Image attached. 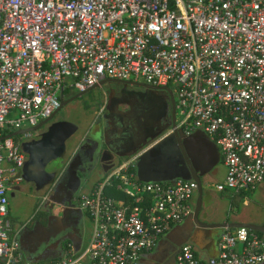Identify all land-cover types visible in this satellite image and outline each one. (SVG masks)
Masks as SVG:
<instances>
[{
  "label": "built area",
  "instance_id": "obj_1",
  "mask_svg": "<svg viewBox=\"0 0 264 264\" xmlns=\"http://www.w3.org/2000/svg\"><path fill=\"white\" fill-rule=\"evenodd\" d=\"M107 79L171 91L176 129L218 148L226 177L217 191L264 183V0H0V264H141L193 215L197 184L143 181L135 154L79 195L92 225L85 248L67 244L49 262L25 260V222L15 227L7 207L27 158L20 143L33 133L6 135L37 126L67 93ZM174 264H264V237L219 229L214 256L200 258L186 242Z\"/></svg>",
  "mask_w": 264,
  "mask_h": 264
},
{
  "label": "crops",
  "instance_id": "obj_2",
  "mask_svg": "<svg viewBox=\"0 0 264 264\" xmlns=\"http://www.w3.org/2000/svg\"><path fill=\"white\" fill-rule=\"evenodd\" d=\"M120 85V84H118ZM103 87V86H102ZM119 87V86H118ZM102 89L101 87H98V89ZM118 89H113L110 87V93H115V91H118ZM89 92V91H87ZM86 92V93H87ZM148 93L146 90H140L136 95L144 96V94ZM68 94V93H67ZM77 93L72 92L66 98L68 99L71 96L75 95ZM113 97V96H112ZM134 100L132 102L128 100V104H133ZM123 103H121L118 107L121 109V106ZM126 105V104H125ZM123 110V109H122ZM99 113V112H98ZM106 114V111H102L100 114ZM91 116V114H90ZM101 119V120H100ZM98 120L100 124V128L94 137L91 136V126L94 125V122ZM107 120V116L105 118H101V116L95 115L91 118L89 123V130L83 135L81 140L75 145V149L71 154H68V159L66 160L67 164L71 162V159L73 156L79 155V163L76 166L79 170H85L83 169L87 165H93L95 168H98L100 170H103L100 177L94 182V184L86 191L89 192L94 185L103 177L105 176L106 172L111 169L113 166H115L117 163H122L127 161L129 158L133 157L135 154H140L141 156L136 161V173L138 178L140 179H147V180H159L162 178H173L179 176L180 172H182V163H181V154L172 146L165 148V150H153L149 151L150 148L153 146L151 142L150 136H144L138 137L136 134L130 133L129 135H115V136H109V133L105 132L106 126L104 127V123ZM95 123V124H96ZM133 129L135 126L132 127ZM12 134V133H11ZM168 133H165L163 137H165ZM10 135V134H9ZM8 136V135H6ZM88 137H90L88 139ZM89 140V141H88ZM145 141L150 142L145 147L140 149L139 151H135L137 148H139L141 145L145 143ZM147 142V143H148ZM130 146L129 149L124 150L122 146ZM185 144L187 145V149L189 151V156L193 160V164L198 165V169L201 168L203 171V176H206L208 174H216L218 170L216 169V165L220 162L221 158L219 155V151L217 146L211 142L210 140H207L204 136L195 135L193 138H186ZM133 146V147H132ZM137 146V147H134ZM135 151V152H134ZM104 153V159H102V154ZM183 159V158H182ZM78 174V173H76ZM77 178H80V175H77ZM84 181L82 180V187L83 188ZM20 182L18 184H15L11 186L10 191L8 192V216L10 220L13 222L14 226L17 227L18 224H22L30 219H37L38 212H37V194H32L30 191V186H32V189L35 190L34 185L32 183H23ZM261 185H264L263 183ZM83 190V189H82ZM44 192V191H43ZM42 192V194H43ZM85 192V193H86ZM79 197V196H78ZM35 200V207L34 210L29 215H24L21 213L20 209L23 206V204L29 199ZM195 198V202H192L193 212L196 206L197 201V192L193 196V199ZM233 201L234 198H231ZM30 203V202H29ZM64 204V205H63ZM77 201L70 205L69 202H61V207L63 206V216L61 218H58L57 221L61 222V225L64 224L63 219H68L71 216L78 218L80 222H83L84 228L83 230H80L79 228H72L70 224H67L65 227L62 225L63 228V235L64 239L66 240V245L70 244L75 250H80L86 247L88 244V241L91 236V232L89 234V239L86 241V237L84 236L85 232V223L88 222V224L91 227L92 225L87 217V215L80 211L77 205ZM209 204V203H207ZM202 203L203 205H207ZM29 205L32 206L30 203ZM30 207V206H29ZM39 207V206H38ZM73 207V208H71ZM202 208V207H201ZM48 209V208H47ZM40 210V209H39ZM208 217L206 213H202L201 220L204 222H209L207 219L205 221V218ZM50 223L48 224V221L45 220L40 222L36 221V230H23L21 234V246L24 253V256L26 255L29 257H36L40 255V250L46 246V244H50V246L47 249H50L52 246L51 239L48 241L43 242L42 238H40V232L46 233L51 226V222L53 219L51 216ZM229 221H224L220 223H225ZM234 222V221H233ZM211 223V222H209ZM240 223H250L251 222H240ZM256 225H262V224H256ZM212 230H206V229H200L198 228L192 219V216L190 218H187L182 223L178 224L177 226L173 227L172 230L166 235L165 241L162 240V242L171 243L173 245H182L184 243H191L193 246L196 247L197 253L201 252L206 254L207 256H200L198 253V256L203 259H208L216 254L215 248H214V242L216 238H211L208 234ZM199 233V238L196 241H192L191 237ZM40 242V245L37 246V243ZM41 242H43L41 244ZM162 248L163 245H161ZM57 250V249H56ZM165 251V249H164ZM62 253V249L58 250L56 254H47V258L44 261H51L57 257H59ZM154 251L147 254L141 261V264H168L167 259L165 260V257L161 260H154V257H157V255L153 254ZM170 264V263H169ZM171 264H174L172 261Z\"/></svg>",
  "mask_w": 264,
  "mask_h": 264
},
{
  "label": "rangeland",
  "instance_id": "obj_3",
  "mask_svg": "<svg viewBox=\"0 0 264 264\" xmlns=\"http://www.w3.org/2000/svg\"><path fill=\"white\" fill-rule=\"evenodd\" d=\"M139 83H143V81L140 80ZM110 87L113 89L119 88V90L115 91V93H112L111 95L109 91ZM101 88L102 89L100 88L98 89L97 87L88 90L89 92L85 93L84 95L75 99L69 104L65 105L56 115L57 120L63 119L67 124L65 127L59 130V135H56V138L58 140L65 142L67 155L73 152V150L75 149V145L81 140L83 135L89 130L90 128L89 123L91 118L99 114L98 110L101 111V109L104 108L106 109L105 106L108 105V103L110 102V98L112 96L115 98L119 97L120 102L118 103V106L121 103H123L121 109L123 110L126 109V111H130L132 110L131 103L129 104L127 103L128 100H125L126 97L129 96L130 94H133V91H137L138 93L141 90V89L137 90V89L129 88V86L118 85L116 83L105 84L103 85V87L101 86ZM69 94L70 93H68L66 96H68ZM180 119L181 117H177V121H179ZM96 122H98V120H96L94 124ZM161 123L163 127H161L157 133L158 135L164 136L165 133H168V126L170 124V119H164L163 121H161ZM149 143L150 142H148L147 144ZM118 164L120 163H117L116 166ZM216 169L218 170L216 174H208L204 176L201 180L203 191L205 193L203 203L204 204L209 203V204L202 206L200 218H202V213H206L208 215L206 219L211 223L234 221V222H251L254 224H264V185L258 186L255 190L251 192L243 191L245 192L243 195L235 194L234 193L235 191L233 189L230 190V192L227 191L219 192L216 190V185L225 184L226 168L222 163L219 162L216 165ZM100 175L98 172L93 173L90 180H88L83 185L84 187L80 189L79 195L85 193L100 177ZM30 191L32 194H37L36 195L38 201L36 207L37 209L39 206V200L43 196L45 191L37 192L34 189H32V186H30ZM107 194L113 195V193L111 192H107ZM231 198H234V200L232 201ZM29 202L32 204V206L29 205L30 204ZM192 202H195V198L191 199V203ZM34 203L35 200L33 198L30 201L29 199H27V201L23 204V206L20 209L21 213L24 215H29L34 210L35 207ZM49 213L52 218L58 219L63 216V212H60V207H58L57 205L53 206V208L50 209ZM49 223L50 221H48V224ZM90 232H91V227L88 224V222H86L85 232H84L86 241H88L89 239ZM218 232L219 230H216L217 234ZM49 246L50 244L48 245L46 244V246L44 247L46 250L44 251L45 256L49 252L47 250ZM44 248H42L41 250H43ZM214 248L216 252V239L214 242ZM198 253L201 257L207 256L204 253L201 252Z\"/></svg>",
  "mask_w": 264,
  "mask_h": 264
},
{
  "label": "flooded vegetation",
  "instance_id": "obj_4",
  "mask_svg": "<svg viewBox=\"0 0 264 264\" xmlns=\"http://www.w3.org/2000/svg\"><path fill=\"white\" fill-rule=\"evenodd\" d=\"M124 86V85H123ZM133 89L139 90L140 88L130 87ZM144 90V89H141ZM145 91V90H144ZM147 91V90H146ZM148 93L144 94V96L136 95L137 91H133V94H130L126 97L125 100H134L133 104H131L132 110L126 111V109L122 110L118 107L119 97H111L110 102L106 105V109H101V111H106V114H100L101 111L98 110L99 116L101 118H105L107 116V120H104V127L106 126L105 132L109 133V136L115 135H129L130 133L136 134L138 137L150 136L153 138L154 136L158 135V130L163 127L161 121L164 119H170L171 121V98L168 94L164 91H147ZM173 97V95H172ZM121 98V97H120ZM112 99V100H111ZM174 99V97H173ZM175 101V99H174ZM123 106V105H122ZM63 120V119H60ZM101 120V119H100ZM53 121H57L56 116ZM135 126L133 129L132 127ZM100 128V124L96 123L91 127V136H96L98 130ZM35 136L34 134L29 139H33ZM88 137V139L90 138ZM90 140V139H89ZM88 140V141H89ZM26 141V140H23ZM22 142V141H21ZM21 144V143H20ZM124 150L129 149L130 146H122ZM133 147V146H132ZM137 147V146H134ZM79 155L73 156L71 162L67 164L66 160L68 159L67 155L65 157V169L61 174V177L58 179L57 183L52 189V192L49 194L48 201L44 204L46 208H53V206L57 205L60 207V212L64 211V207L60 205L61 202H69L70 205H73L79 196V191L82 187L81 181L83 180L86 183L90 180L93 173L98 172L99 175L103 172L98 168H95L93 165H87L83 169L79 170L76 166L79 163ZM78 173V174H76ZM77 175H80V178H77ZM64 205V204H63ZM42 212L46 213V217H41V215L37 219H30L25 222V230H36V221H49L50 218V211L43 209ZM54 220V221H53ZM50 229L44 233L40 232L39 236L42 238L43 242L48 241L51 239L52 246L50 249H47L49 252L47 254H56L58 250L62 249L66 245V240L64 241L63 235V228L70 224L72 228H79L83 230L84 224L80 222L78 218L71 216L68 219H63L64 227L62 228L61 222L57 221V218L53 219ZM43 223V222H42ZM264 225V224H263ZM209 236L211 238H216L217 233L216 231L212 230L209 232ZM199 238V233L191 237L192 241H196ZM165 241V240H164ZM41 242V244L43 243ZM40 245V242L37 243V246ZM163 245L164 248L161 247ZM57 249V250H56ZM165 249V251H164ZM177 250L176 244L173 245L171 243L162 242L158 244L155 248L154 253L157 257H154V260H161L165 257L167 259L168 264L172 263L174 260L175 252ZM47 254L43 252L39 256L29 257L25 255V260H32V261H44L47 258ZM46 262V261H44Z\"/></svg>",
  "mask_w": 264,
  "mask_h": 264
},
{
  "label": "water",
  "instance_id": "obj_5",
  "mask_svg": "<svg viewBox=\"0 0 264 264\" xmlns=\"http://www.w3.org/2000/svg\"><path fill=\"white\" fill-rule=\"evenodd\" d=\"M116 83L124 86H130L135 88L144 89L147 91H164L171 98V121L168 126V134L165 137H161L163 135H157L152 138V147L149 151L155 150H165V148L172 146L176 148L182 158L181 163L187 169L188 175H184V170L182 167V172H180L179 176L175 177L181 178L184 180H192L197 184V201L196 206L192 215V219L194 224L200 229L206 230H219L224 228H239L244 227L255 232L261 233L264 235V225H256V224H248V223H240V222H225V223H209L204 222L200 218L201 207L204 201L205 193L202 187V176L203 171L201 168L198 169V165L193 164V160L189 156V151L187 149V145L185 144L186 138H193L195 135L204 136L207 140H209L204 134L196 133L189 137L183 135L180 130L176 129V118H175V101L172 97L171 91L167 87L157 88L143 83L136 82H120L117 80L107 79L102 81L99 85L94 88L101 87L105 84ZM87 92V91H86ZM86 92H78L77 94L71 96L68 99H63L60 102V106L58 110L49 118L43 120L37 126L20 130L18 132L12 133L7 136V138H14L22 136L25 133H33L34 138L31 140L22 141L20 144L21 151L26 155V161L23 166L18 170V177L21 178L22 182L32 183L34 185L35 191L41 192L44 191L48 186H55L58 179L61 177L65 169V157L67 155V149L65 142L58 140L56 135H59V130L65 127L67 124L64 120L58 119L57 121H53L58 112L67 104L74 101L75 99L81 97ZM5 138V137H4ZM2 138V139H4ZM169 140H173V144L170 143ZM168 141V143H165ZM148 142V141H147ZM147 142L137 148L135 151H139L143 147L147 145ZM166 144V146H165ZM163 145L162 147H159ZM134 151V152H135ZM73 158V157H72ZM102 159H104V153L102 154ZM140 159V158H139ZM183 160V162H182ZM141 179V178H140ZM143 181H169L174 180L173 178H162L159 180H147L141 179ZM73 208V207H71ZM47 211H50L51 208H43ZM206 221V218H205ZM23 232V231H22ZM22 234V233H21ZM21 240V235H20ZM65 241V239H64ZM21 243V241H20ZM179 245H176L178 247ZM40 254H42L45 250H40ZM28 263H32V260H28ZM174 262V260H173Z\"/></svg>",
  "mask_w": 264,
  "mask_h": 264
},
{
  "label": "trees",
  "instance_id": "obj_6",
  "mask_svg": "<svg viewBox=\"0 0 264 264\" xmlns=\"http://www.w3.org/2000/svg\"><path fill=\"white\" fill-rule=\"evenodd\" d=\"M10 131L8 130V131H5V134H7V133H9ZM154 137H156V136H154ZM153 137V138H154ZM17 140V139H16ZM170 141V143L171 144H173V140H169ZM165 143H168V141H166ZM163 145H160L159 147H162ZM165 146H166V144H165ZM182 162H183V160H182ZM182 167H183V170H184V175L185 176H187L188 175V172H187V169L185 168V166H184V162H183V164H182ZM249 192H251V191H249ZM245 192H242V193H240L241 195H243ZM41 215V217H46V213H44V212H42V211H39L38 212V214H37V216L39 217ZM257 234H259L260 236H262V237H264V235L263 234H261V233H258L257 232Z\"/></svg>",
  "mask_w": 264,
  "mask_h": 264
},
{
  "label": "clouds",
  "instance_id": "obj_7",
  "mask_svg": "<svg viewBox=\"0 0 264 264\" xmlns=\"http://www.w3.org/2000/svg\"><path fill=\"white\" fill-rule=\"evenodd\" d=\"M49 187V186H48ZM52 189H53V186H52ZM46 192V189L44 190ZM52 192V191H51ZM78 200V199H77ZM42 208H45V205L42 207ZM43 209H41L40 211H42Z\"/></svg>",
  "mask_w": 264,
  "mask_h": 264
}]
</instances>
